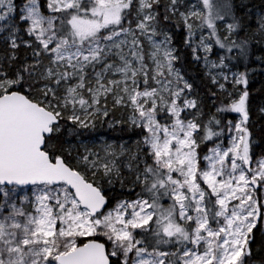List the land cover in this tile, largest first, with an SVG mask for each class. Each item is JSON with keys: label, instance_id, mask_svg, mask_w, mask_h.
Listing matches in <instances>:
<instances>
[{"label": "snow or ice", "instance_id": "snow-or-ice-1", "mask_svg": "<svg viewBox=\"0 0 264 264\" xmlns=\"http://www.w3.org/2000/svg\"><path fill=\"white\" fill-rule=\"evenodd\" d=\"M250 4L0 0V264H248Z\"/></svg>", "mask_w": 264, "mask_h": 264}, {"label": "trees", "instance_id": "trees-1", "mask_svg": "<svg viewBox=\"0 0 264 264\" xmlns=\"http://www.w3.org/2000/svg\"><path fill=\"white\" fill-rule=\"evenodd\" d=\"M20 0H17V3ZM237 3L240 0H236ZM244 2H248V0H244ZM261 4V0H251V5H255L256 8H259ZM260 57H264V45L256 44L255 39L253 40V47L251 50V54L246 62H242L239 68V71H247L248 79H249V92H250V102L252 105V113L251 118L254 122L253 130L256 131L260 125H264V117H261L258 112V107L262 102H264V59H258ZM246 64V67H245ZM224 99L221 96L217 101V106H219L220 100ZM215 111V109H212ZM117 113V112H116ZM115 113V115H116ZM234 114L230 113L226 119H233ZM118 118V116H117ZM106 128V125H105ZM129 132H121L119 126H117L115 131L107 132L106 135L112 136H123L125 137ZM261 133L256 131V139L260 138ZM257 157L260 155V149H256ZM262 193H260V197ZM87 239H79L78 243H83ZM252 247V258L248 262V264H264V228H263V220L260 221L259 227L255 231V242L251 245Z\"/></svg>", "mask_w": 264, "mask_h": 264}, {"label": "rangeland", "instance_id": "rangeland-1", "mask_svg": "<svg viewBox=\"0 0 264 264\" xmlns=\"http://www.w3.org/2000/svg\"><path fill=\"white\" fill-rule=\"evenodd\" d=\"M18 3H19V2H18ZM233 114H234L233 119H235L237 114H235V113H233ZM120 115H121V111H117V113H116V117L118 116V118H119ZM129 137H131V140H132V141H135V140L137 139V137H136L135 135H133L131 132H129V134H127L125 137H123V136H119V135H116V136H112V135H108V136H107V135H106V139L108 140V142L114 144V145L116 146L117 150H119V145L121 144V142H123V141H129ZM86 142H87V141H86ZM252 166H253V167L256 166V165H255V162H253V165H252ZM260 193H262V196H261V197H260ZM257 195H258L259 198L261 199V202L264 203V188H261L260 192L257 193ZM162 203L164 204L165 207H167L169 201H167V200H163ZM263 228H264V220H263ZM79 239H83V240H85V239H88V238H84V237H82V238H79ZM78 241H79V240H78Z\"/></svg>", "mask_w": 264, "mask_h": 264}, {"label": "flooded vegetation", "instance_id": "flooded-vegetation-1", "mask_svg": "<svg viewBox=\"0 0 264 264\" xmlns=\"http://www.w3.org/2000/svg\"><path fill=\"white\" fill-rule=\"evenodd\" d=\"M86 241H87V240H86ZM86 241H85V242H86Z\"/></svg>", "mask_w": 264, "mask_h": 264}, {"label": "water", "instance_id": "water-1", "mask_svg": "<svg viewBox=\"0 0 264 264\" xmlns=\"http://www.w3.org/2000/svg\"><path fill=\"white\" fill-rule=\"evenodd\" d=\"M87 242V241H86Z\"/></svg>", "mask_w": 264, "mask_h": 264}]
</instances>
